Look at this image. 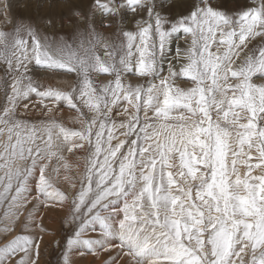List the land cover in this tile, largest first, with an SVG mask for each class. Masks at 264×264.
<instances>
[{
	"label": "snow or ice",
	"instance_id": "6c2138e0",
	"mask_svg": "<svg viewBox=\"0 0 264 264\" xmlns=\"http://www.w3.org/2000/svg\"><path fill=\"white\" fill-rule=\"evenodd\" d=\"M41 7L0 0V264L56 211L60 264H264V0Z\"/></svg>",
	"mask_w": 264,
	"mask_h": 264
},
{
	"label": "rangeland",
	"instance_id": "374dc122",
	"mask_svg": "<svg viewBox=\"0 0 264 264\" xmlns=\"http://www.w3.org/2000/svg\"><path fill=\"white\" fill-rule=\"evenodd\" d=\"M25 12L27 13V16L17 14V19L23 17L25 19V22H27L29 17H31L33 21H35L38 17L35 15L33 16L32 9L30 8H26ZM2 75L3 73H0V76ZM72 79V77H50L43 82L45 84H51L52 86L60 89H66ZM4 102V89L0 87V106H2ZM57 119L62 120L67 127H78V125L70 122L73 119V116L68 111L63 112L57 117ZM253 174L257 173L254 172ZM58 186L61 188L66 187V185L62 181L58 184ZM2 212L3 209L0 208V213ZM41 223L43 224L44 228L48 230V234H43V239L40 243V264H60L61 247L58 245L63 244L67 233L71 231V229L65 224L63 220V213L60 211L42 213ZM2 227V224H0V233H2ZM17 234L31 233H22L21 229L17 227L16 232L12 233L10 236L6 237L0 234V245H3L6 239L10 240ZM36 234L40 235V233L38 232ZM108 256L109 253H102L99 257H95L92 255H79L78 250H74L70 254V260L71 264H103V262L107 260Z\"/></svg>",
	"mask_w": 264,
	"mask_h": 264
},
{
	"label": "bare ground",
	"instance_id": "6f19581e",
	"mask_svg": "<svg viewBox=\"0 0 264 264\" xmlns=\"http://www.w3.org/2000/svg\"><path fill=\"white\" fill-rule=\"evenodd\" d=\"M18 4V8L16 9L17 14H21L23 16H27L25 12L26 8L32 9L33 16H43L48 14V10L46 7L37 8V5H47L48 0H16ZM54 3H58V0H53ZM84 3L89 2V0H83ZM242 2H246V0H242ZM57 10H65L63 5L60 6Z\"/></svg>",
	"mask_w": 264,
	"mask_h": 264
}]
</instances>
